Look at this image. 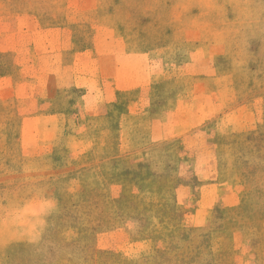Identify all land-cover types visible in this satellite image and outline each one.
<instances>
[{
  "label": "rangeland",
  "instance_id": "rangeland-1",
  "mask_svg": "<svg viewBox=\"0 0 264 264\" xmlns=\"http://www.w3.org/2000/svg\"><path fill=\"white\" fill-rule=\"evenodd\" d=\"M0 264H264V0H0Z\"/></svg>",
  "mask_w": 264,
  "mask_h": 264
}]
</instances>
